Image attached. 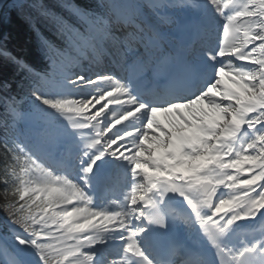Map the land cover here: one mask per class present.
I'll return each instance as SVG.
<instances>
[{
    "label": "snow or ice",
    "instance_id": "6c2138e0",
    "mask_svg": "<svg viewBox=\"0 0 264 264\" xmlns=\"http://www.w3.org/2000/svg\"><path fill=\"white\" fill-rule=\"evenodd\" d=\"M25 7L0 0V18ZM64 7L71 20L40 6L56 37L41 44L42 66L0 49L16 69L0 75V157L10 170L0 180V229L8 231L0 230V264H29L21 247L43 264L21 227L20 196L39 184L38 174L63 172L104 189L124 178L121 162L130 168L127 158L141 150L205 155L231 169L246 158L264 163V0ZM178 7L193 14L177 19ZM105 98L117 107L101 121L107 104L88 109ZM258 216L264 227V210Z\"/></svg>",
    "mask_w": 264,
    "mask_h": 264
},
{
    "label": "rangeland",
    "instance_id": "374dc122",
    "mask_svg": "<svg viewBox=\"0 0 264 264\" xmlns=\"http://www.w3.org/2000/svg\"><path fill=\"white\" fill-rule=\"evenodd\" d=\"M225 83L229 87H236L235 85L231 84V82L227 78H225ZM100 103H103V100H101ZM100 103L95 104L94 102V106L96 105V108H99L101 106ZM105 104L106 103L104 102L103 105ZM94 106L89 107L90 109H88V114H94L96 111H99L102 108L100 107L99 109L94 110ZM105 110L106 108H104L101 117L98 119L102 120V118L105 116ZM127 159H129L130 162L132 161L130 157H128ZM256 164H261L262 167H264V163H262L259 159H256V161H254L252 160V158L243 159L240 161L239 165L236 164V166L238 168H243L244 170H246V168L248 166L250 167L251 165V167L249 168L250 170L252 168V165L255 166ZM35 179L39 181V184L33 185L29 183L26 193L22 195L23 197L33 196L35 199H39L49 194H55L60 198V206L53 210H49L48 214L44 216L38 223H36V225L39 226L41 230L46 233V240L57 242L56 248L57 245L59 248L56 252H59L60 254L65 256V261L62 264H79L80 262L67 263V260L73 259L76 256L75 252L80 248L85 251V248L93 249V247H96L97 244L101 243V239L98 237V234L90 233V231H96V233L100 232L101 230L105 229L100 226V222L109 223L113 220V218L110 217V215H107L104 212L100 211L88 212L86 207L83 206V204L77 208H72L69 206L70 202L76 197V195L74 194L79 193L80 188H77L78 190H75V193L73 194L75 189L74 184L76 182L79 183V180H75V183L73 182V184H71V186H74H72L73 188L70 191V186H68L69 188L67 190V187L60 183V180H62L61 175L39 174L38 176H35ZM263 179L264 173L261 176L256 177L254 181L261 182ZM231 202L232 204L236 203L235 200ZM224 208L225 207H222V209ZM108 225V231L106 233L102 232L101 234L109 236V234L112 233L113 230L118 229L117 225L112 226L110 223ZM68 226L70 228H68ZM69 238H75L76 242L73 244L69 243ZM38 241L40 242L41 239H38ZM34 242L35 240L33 239L32 244H34ZM21 251L26 256L28 262L32 260L29 264H39V259L36 254H34L35 251L33 249H24L21 247ZM37 252L39 253L40 260L43 262V264H53V260L58 259V257H55L54 259H49L47 257H44L41 251L37 250ZM93 254L95 259L98 254L95 252ZM33 256H35V259H32ZM83 264H88V261Z\"/></svg>",
    "mask_w": 264,
    "mask_h": 264
},
{
    "label": "trees",
    "instance_id": "16d2710c",
    "mask_svg": "<svg viewBox=\"0 0 264 264\" xmlns=\"http://www.w3.org/2000/svg\"><path fill=\"white\" fill-rule=\"evenodd\" d=\"M39 1L40 0H31V1H29L27 3L29 9H26L25 13L29 12L28 14L33 15L35 19H38V18L42 19V18H44V16L41 14L40 6H43V7L48 8V9L54 11V12H57L58 14H60L62 16H63L64 13L67 14L68 17L66 19L70 20L71 17H70V14L67 13V9L66 8L58 7L55 10V9L51 8L52 5H53L52 0H43V1H40V2ZM74 1L75 0H68L67 4H70V3L74 2ZM41 2L43 3V5L41 4ZM37 27H39L38 28V33H47L48 31H51V32L54 31L51 22L47 18H46V21L42 23V26H37ZM33 59H34V57H32V56L27 57V61L29 63H31L33 66L38 67L34 62L33 63L30 62ZM0 62H2L3 65L10 63L8 60H6V59H4L2 57H0ZM6 175H9V178H10V170H9V172L6 173V169H5V165L3 163V159H2V157H0V180H4ZM4 187H5V185L3 183H0V198H2V196H3ZM8 199L12 200L13 197L9 196ZM17 199H18V197H17ZM20 203H21L20 207L23 209V211L21 213V216H22L21 227H23L25 229H29L30 228V225H29L30 219L36 218V212L38 210L39 211H43V209L45 207L53 205L54 201L49 200V201H46V202H39L34 207H28V205L30 204V200H21ZM5 222H6V216H5V214L2 211H0V225H4Z\"/></svg>",
    "mask_w": 264,
    "mask_h": 264
},
{
    "label": "bare ground",
    "instance_id": "6f19581e",
    "mask_svg": "<svg viewBox=\"0 0 264 264\" xmlns=\"http://www.w3.org/2000/svg\"><path fill=\"white\" fill-rule=\"evenodd\" d=\"M90 109V108H89ZM141 151H143V150H141ZM141 151L139 152V153H136V157L138 158V160L139 159H142L143 160V158H144V156H142V154H141ZM144 152V151H143ZM134 165H137V164H134ZM75 183V182H74ZM229 185H231L230 183H229ZM73 187H71L70 188V191H71V189H72ZM79 188V187H78ZM78 190V189H77ZM66 192V191H65ZM70 194V193H69ZM133 195H134V193H131L130 195H129V199H128V201H127V206H126V208H128L129 207V205H133ZM244 202V201H243ZM220 204H222V203H220ZM242 204V203H241ZM115 205H117L116 204V202H114V206ZM234 206H231L230 208H232V207H235L236 205H238V204H233ZM118 206V205H117ZM125 208V207H124ZM118 210H121V207L118 209ZM118 210H114V211H118ZM221 210H224V209H222L221 208ZM262 210H264V198H262L261 199V203H258L257 205H255L254 207L253 206H247L246 207V209L243 211V214H240L239 215V218H245L246 219V221H259L260 219H259V216H258V214L259 213H261V211ZM88 212H91V211H88ZM124 216H125V213H124ZM67 223V222H66ZM112 226H116V225H114L115 224V219H113L112 221H110L109 222ZM123 223L125 224V221H124V219H123ZM72 226V225H71ZM118 226V225H117ZM68 228H70L69 226H68ZM76 228V227H75ZM74 228V229H75ZM96 229V228H95ZM112 229V228H111ZM115 229V228H114ZM68 230V229H67ZM115 230H117L118 232L121 230V228H120V226H118V229H115ZM115 230H113V231H115ZM78 231V230H77ZM74 233V232H73ZM113 234L114 233H116V232H112ZM99 235H105V234H101V233H99ZM106 245V244H105ZM108 248H110L109 246H108ZM35 254V253H34ZM30 261H32V260H30Z\"/></svg>",
    "mask_w": 264,
    "mask_h": 264
}]
</instances>
